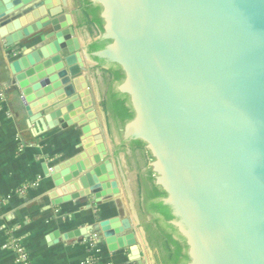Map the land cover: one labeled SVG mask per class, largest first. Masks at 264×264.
Segmentation results:
<instances>
[{
    "label": "water",
    "instance_id": "obj_1",
    "mask_svg": "<svg viewBox=\"0 0 264 264\" xmlns=\"http://www.w3.org/2000/svg\"><path fill=\"white\" fill-rule=\"evenodd\" d=\"M0 1L3 18L14 4ZM91 1L102 6L104 48H65L73 28L57 30L55 43L28 55L32 64L16 74L21 88L53 79L63 90L37 116L39 129L65 124L64 110L90 106L85 59L120 65L117 89L134 111L123 136L144 141L153 157L155 183L166 192L189 264H264V0ZM32 10L9 20L16 30L7 44L50 23L45 16L27 28ZM82 112L91 120L83 127L85 149L44 169L56 203L119 192L111 158L88 137L96 112ZM131 251L140 257L136 245Z\"/></svg>",
    "mask_w": 264,
    "mask_h": 264
},
{
    "label": "crops",
    "instance_id": "obj_2",
    "mask_svg": "<svg viewBox=\"0 0 264 264\" xmlns=\"http://www.w3.org/2000/svg\"><path fill=\"white\" fill-rule=\"evenodd\" d=\"M12 4L9 15L0 18V29L6 27V33L0 32V264H21L16 261L11 240L24 247L29 264H90L91 258L96 264H136L138 258L144 264H154L146 231L139 220V194L132 191L131 184L133 176L136 180L134 171L147 165L148 156L139 150L115 155V144L104 138V113L99 106L105 88L103 70L85 59L83 74L91 101L83 112H96L94 127L101 132L94 134L92 127L88 137L94 138L99 151L111 158L119 192L100 198L62 197L57 203L50 196L56 188L54 180L44 169L51 170L58 162L85 149L83 127L91 120L84 114L80 116L81 108L64 110V118L68 119L65 124L39 129L37 116L43 107L58 101L63 90L53 79L24 88L16 79L17 73L32 64L28 55L55 43L57 30L72 27V38L63 46H77L81 51L96 30L77 26L75 0H13ZM30 8L34 11L27 28L45 16L50 23L30 29L17 42L7 44L6 37L16 30L7 28L9 20ZM2 10L5 8L0 1ZM133 245L140 252L136 259L132 257Z\"/></svg>",
    "mask_w": 264,
    "mask_h": 264
},
{
    "label": "trees",
    "instance_id": "obj_3",
    "mask_svg": "<svg viewBox=\"0 0 264 264\" xmlns=\"http://www.w3.org/2000/svg\"><path fill=\"white\" fill-rule=\"evenodd\" d=\"M80 1V26L86 25L93 27L98 34L103 32V19L100 15L102 6L93 3L91 0ZM109 39L98 37L88 44V51L93 53L100 50L109 43ZM99 65L106 62L105 59L92 56ZM104 72L105 89L100 105L107 113V123L110 128L112 125L117 133L122 136L124 125L133 118L134 111L131 106L129 96L117 89V85L123 80L124 72L120 65L109 62ZM109 74L107 77L105 74ZM111 133V130H109ZM126 144L122 141L119 150H124ZM128 147L135 151L139 150L143 155H147L150 161L153 159L149 150L146 149L144 141L140 139H131ZM147 174H139V185L143 190H139L140 212L149 213L153 216L149 223H145V231L150 247L157 248V264H189L190 258L187 253V244L185 238L178 231V228L172 223L176 217L172 214L170 207L163 202L166 192L162 187L155 183L156 173L152 166L147 164ZM141 181V182H140Z\"/></svg>",
    "mask_w": 264,
    "mask_h": 264
},
{
    "label": "flooded vegetation",
    "instance_id": "obj_4",
    "mask_svg": "<svg viewBox=\"0 0 264 264\" xmlns=\"http://www.w3.org/2000/svg\"><path fill=\"white\" fill-rule=\"evenodd\" d=\"M76 1V6H77V8H76V13H75V20H76V24H77V26L78 27H83V26H86V25H83V26H80V25H78V22H79V19H80V12H81V10H80V1L79 0H75ZM100 35L101 34H98L97 32H96V34L95 35H93L92 36V38H91V40L89 41V42H87L85 45L86 46H88V44L92 41V40H95V39H97L98 37H100ZM93 64H96L99 68H101V69H107L108 68V64H109V61H106L104 64H102V65H99L100 63L99 62H97V61H95V62H93ZM107 77H110L109 76V74L107 73V74H105ZM106 84H104V86H105ZM105 89V88H104ZM103 89V90H104ZM104 92V91H103ZM100 101H101V99H100ZM100 101H99V106L103 109V107L100 105ZM103 113H104V120L106 121V125H108V123H107V118H106V115H107V113L103 110ZM113 129L115 130V128L111 125L110 126V130H111V140H112V142L115 144V150H114V154L115 155H118V153H120V152H122V151H128V150H131L129 147H128V144L130 143V140L131 139H125L124 138V136H123V133H122V136H120L118 133H117V131L115 130V136L114 135H112V132H113ZM122 141H124L125 142V144L127 145L126 146V148L124 149V150H119L120 149V145L122 144ZM133 151V150H132ZM138 151V150H137ZM150 163V159L148 158L147 159V164H149ZM143 174V175H146L147 174V166H144V167H139V169H138V172H137V175H138V177H137V180H138V186L140 187V185H139V174ZM141 182V181H140ZM141 189L143 190V187H140L139 188V190L141 191ZM140 198V197H139ZM141 199V198H140ZM142 215H143V217L147 220V223H149L151 220H152V218H153V216L151 215V214H149V213H142V212H140L139 213V220L141 219L140 217H142ZM140 223H141V226L144 228V226L145 225H143V223H142V220H140Z\"/></svg>",
    "mask_w": 264,
    "mask_h": 264
},
{
    "label": "rangeland",
    "instance_id": "obj_5",
    "mask_svg": "<svg viewBox=\"0 0 264 264\" xmlns=\"http://www.w3.org/2000/svg\"><path fill=\"white\" fill-rule=\"evenodd\" d=\"M109 130H110V128H109L108 125H105V127L102 129L104 138L107 140L108 143H110V140H111V133H110ZM112 135L115 136V130L114 129H113ZM137 172H138V170L134 171V175L136 177V180H134V176H133V181H131V184H132V191L133 192L135 191V193L139 194V188L140 187L138 186V180H137L138 175H137ZM135 193H134V196L136 197ZM139 213H140V210H139ZM140 218H141L140 220H142L143 225H145V223H147V220L143 217V215ZM144 230H145V228H144ZM157 253H158L157 248H153L152 249V254H153V262H154V264L158 263V262H156V259H157V256H158Z\"/></svg>",
    "mask_w": 264,
    "mask_h": 264
},
{
    "label": "built area",
    "instance_id": "obj_6",
    "mask_svg": "<svg viewBox=\"0 0 264 264\" xmlns=\"http://www.w3.org/2000/svg\"><path fill=\"white\" fill-rule=\"evenodd\" d=\"M0 96H2L1 92ZM10 244L17 254L16 261L20 262L21 264H29L28 254L25 251L24 247L16 240H11ZM90 264H96L94 258H91Z\"/></svg>",
    "mask_w": 264,
    "mask_h": 264
}]
</instances>
